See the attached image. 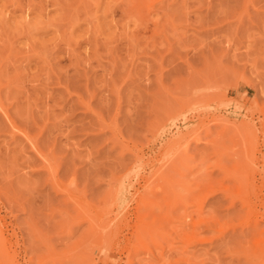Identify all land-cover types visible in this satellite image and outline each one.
I'll list each match as a JSON object with an SVG mask.
<instances>
[{
  "label": "rangeland",
  "instance_id": "obj_1",
  "mask_svg": "<svg viewBox=\"0 0 264 264\" xmlns=\"http://www.w3.org/2000/svg\"><path fill=\"white\" fill-rule=\"evenodd\" d=\"M256 212L264 0H0V264H264Z\"/></svg>",
  "mask_w": 264,
  "mask_h": 264
},
{
  "label": "bare ground",
  "instance_id": "obj_2",
  "mask_svg": "<svg viewBox=\"0 0 264 264\" xmlns=\"http://www.w3.org/2000/svg\"><path fill=\"white\" fill-rule=\"evenodd\" d=\"M225 175V174H224ZM229 175V174H228ZM201 178L202 179H204L202 176H201ZM213 178V177H212ZM222 178H224V177H222ZM228 178V177H227ZM207 179V178H206ZM232 179H233V177H232ZM205 182V181H204ZM208 184V183H207ZM250 184V188H251V190H252V192H254L255 191V189H256V180H254V178H251V182L249 183ZM203 187V186H202ZM211 187V186H210ZM211 190V191H210ZM208 192L209 193H207V194H209V195H213L216 191H217V189H210ZM250 191V190H249ZM252 192H251V194H252ZM225 193V195H227V194H229V193H226V192H224ZM254 195V194H253ZM252 195V196H253ZM261 197V196H260ZM244 201V200H243ZM245 202H247V203H249L248 201H245ZM244 203V202H243ZM250 204V203H249ZM252 207V206H251ZM250 207H248V209H249ZM254 208V207H253ZM251 209V208H250ZM255 209V208H254ZM260 211H262V210H260ZM254 214V213H253ZM255 215V216H254ZM254 215H252V216H254V217H252V218H254L255 219V232H258L259 230L261 231L260 233H262V231H264V229H260L259 227H260V222H264V213H257L256 212V214H254ZM261 239V238H260ZM103 242H101V244H102ZM126 243V245H125V251H126V253H125V255H124V259L125 260H122V257H120V256H116V255H113L112 253H109V251H108V253L107 252H102L100 255H98L95 259H94V264H96V261L98 262V261H100L101 262V264H135L133 261H134V258L135 257H132V255H136V250H133L132 248H134L135 246H134V243H131V241L130 242H125ZM262 243H264V242H262ZM113 244V243H112ZM115 244H117V243H115ZM122 244V243H121ZM118 245H119V242H118ZM133 245V247H131ZM261 245H264V244H261ZM124 246V245H123ZM138 246V245H137ZM117 247V246H116ZM121 248H122V246H121ZM113 249H115V247L113 248ZM116 250H118V249H116ZM121 250V249H120ZM123 250V249H122ZM124 252V251H123ZM93 264V263H92ZM138 264H149V260H147V259H143L141 262H139Z\"/></svg>",
  "mask_w": 264,
  "mask_h": 264
}]
</instances>
